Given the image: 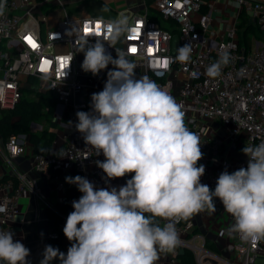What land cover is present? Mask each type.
<instances>
[{
    "label": "built area",
    "instance_id": "2783aa9c",
    "mask_svg": "<svg viewBox=\"0 0 264 264\" xmlns=\"http://www.w3.org/2000/svg\"><path fill=\"white\" fill-rule=\"evenodd\" d=\"M232 1L239 4L240 14L244 13L259 31L248 48L240 43L237 22L211 36V15L202 12V0H145L142 12L128 18L131 31L120 38L115 48L105 43L114 58L115 49L126 54L136 65L137 78L148 76L182 105L184 120L190 124H186L187 128L200 137L204 155L198 163L205 166L201 179L211 190L215 189L221 172L247 167V155L234 157L237 148L264 141V0ZM55 7L63 10L65 16L51 23L49 14ZM112 20L69 17L62 0L5 2L4 13L0 15V88L3 89L0 109L14 111L25 93H49L58 106L52 120L62 131L47 154L38 152L31 142V136L38 133L36 123H32L29 133L0 142L4 166L14 173L13 180H0V208L4 209L0 211V230L12 231L16 241L21 237L15 222L26 197L36 198L57 214L61 218L59 229H63L68 215L62 214L58 206L69 205L73 211L72 202L82 195L69 197V191L78 188L67 183L64 175L85 177L97 189L108 188L114 181L108 180L96 165L97 160L105 159L103 154L96 155L75 128L76 113L91 111V95L103 90L107 71L113 66L110 64L97 76L86 73L81 67L84 54L79 50L80 40L65 34L73 29L88 37L104 36L105 25ZM85 28L90 31L85 32ZM175 36L179 39L178 48L191 45L189 61H177L178 53L173 50ZM90 43H95V38ZM223 53H228V63L221 66L219 76L209 77L207 68ZM211 124L221 127L223 134H217ZM19 157L30 158L32 168L48 177L57 204L47 199L36 179L17 168L15 161ZM215 204L216 211L212 214H226L231 225L234 224V218L218 198ZM158 222L161 227L168 223L161 218ZM175 228L180 244L174 251L165 252L166 264H181L179 256L185 250L193 253L196 264H264V240L253 247L233 233L223 253L208 248L207 239L198 234L192 219L181 220ZM49 238L62 239L58 232L52 231Z\"/></svg>",
    "mask_w": 264,
    "mask_h": 264
},
{
    "label": "clouds",
    "instance_id": "9594fccd",
    "mask_svg": "<svg viewBox=\"0 0 264 264\" xmlns=\"http://www.w3.org/2000/svg\"><path fill=\"white\" fill-rule=\"evenodd\" d=\"M5 2L0 0V15ZM130 31L124 15L106 23L104 36L66 30L80 40L83 71L97 76L113 66L103 90L91 95V111L76 113L75 128L96 155L105 157L96 165L108 180L134 175L118 188L99 189L85 177H66L82 193L72 202L74 210L63 227L71 246L65 254L47 245L40 264L57 258L60 264H156L160 253L180 244L175 224L201 212L214 213L216 198L234 218L229 233L253 247L264 240V141L241 149L249 157L246 168L221 172L214 190L202 184L200 137L187 128L182 105L148 76L137 78L136 65L122 50L115 49L114 58L105 47L115 48ZM191 51L190 44L177 48V61H189ZM228 61L223 53L206 74L219 76ZM156 218L168 223L161 227ZM29 255L12 231L0 230V264H29Z\"/></svg>",
    "mask_w": 264,
    "mask_h": 264
},
{
    "label": "crops",
    "instance_id": "0c3cea01",
    "mask_svg": "<svg viewBox=\"0 0 264 264\" xmlns=\"http://www.w3.org/2000/svg\"><path fill=\"white\" fill-rule=\"evenodd\" d=\"M65 4V11L69 17H100L107 19H115L121 15L128 18L135 13L142 12L145 0H62ZM97 2L99 5L104 6L102 12L95 13L92 9H88L87 5ZM203 12H208L211 15L210 27L211 36L215 37L218 32L223 30L226 26L234 23H239V4L232 0H202ZM80 8V9H79ZM82 9V10H81ZM65 16L63 10L55 7L50 11L49 18L51 23H56ZM259 34V33H258ZM258 36V35H257ZM58 108V106H56ZM190 126L189 122H185ZM187 126V125H186ZM217 134L222 135L223 129L216 124H211ZM58 135L59 130H56ZM62 133V131L60 132ZM3 139L0 136V142ZM242 148H237L233 153L234 157L243 158L244 154ZM15 164L17 168L30 177L36 179L42 187L46 197L53 198L57 204L56 195L51 191V184L46 175L36 172L32 168L31 159L27 157H19L16 159ZM200 164V163H198ZM6 175H14L13 170L6 168L0 154V180ZM133 174H128L122 178L114 179L111 187H119L126 184L128 179H131ZM202 183V179H201ZM203 184V183H202ZM61 207V206H60ZM59 209V206H58ZM48 211L39 200L34 197H26L22 202L21 214L16 218L15 227L20 234L22 242L28 249L30 255L27 257L29 264H40L43 259V252L47 245L55 247L54 241L49 238L51 231ZM51 211V210H50ZM57 215V214H56ZM195 225V230L201 236L210 240L215 244L220 252H226L228 241L233 233H229L228 229L231 226V221L228 215L220 214L215 215L211 212H201L191 218ZM60 246V251L67 253L70 247V241L66 237H62L57 241ZM168 261V254L165 252L160 253V258L157 264H166ZM51 264H60L59 259H54Z\"/></svg>",
    "mask_w": 264,
    "mask_h": 264
},
{
    "label": "trees",
    "instance_id": "16d2710c",
    "mask_svg": "<svg viewBox=\"0 0 264 264\" xmlns=\"http://www.w3.org/2000/svg\"><path fill=\"white\" fill-rule=\"evenodd\" d=\"M203 12V10H202ZM205 13V12H203ZM155 18L154 16H151ZM239 37L240 43L245 47H249L252 38L257 36L259 31L250 23L249 18L244 14L239 15ZM173 31H176L174 29ZM57 106L55 98L47 94H30L25 93L21 103L14 111H5L0 109V136L3 141H7L12 136L29 133L32 123L37 121L49 120L54 115V110ZM47 115V117H46ZM56 125L54 123L49 124V129L43 130L41 133L33 134L31 136V142L36 147L37 151L43 154H47L51 151L53 141L56 137ZM69 177L64 175L63 178ZM14 177L6 175L1 181L13 180ZM82 193L79 190L69 191V197L75 198ZM59 211L62 214L68 215L71 211L69 205L59 206ZM48 219L52 232H58L60 236H64L63 229H59L61 218L52 211H48ZM157 222H158V218ZM159 223V222H158ZM52 240V239H51ZM55 248L60 250L59 243L53 240ZM206 245L209 249L218 252L217 247L213 242L207 239ZM71 246V242H70ZM181 264H196L193 253L191 251H184L179 256Z\"/></svg>",
    "mask_w": 264,
    "mask_h": 264
},
{
    "label": "rangeland",
    "instance_id": "374dc122",
    "mask_svg": "<svg viewBox=\"0 0 264 264\" xmlns=\"http://www.w3.org/2000/svg\"><path fill=\"white\" fill-rule=\"evenodd\" d=\"M87 7H89L88 9H92L95 13H100V12H102L104 9H105V7L104 6H101V5H99L97 2H94L93 1V3H91L90 5L88 4L87 5ZM80 9V8H79ZM82 10V9H81ZM151 12L153 13V11L151 10ZM46 117H47V115H46ZM53 116L51 117V119H49V120H40V121H37L36 122V126H35V128L38 130V133H41V132H43V130H47V129H49V124L52 122V123H54L55 125H56V130H59L58 129V126H57V123L56 122H54L53 120ZM61 131V130H60ZM59 135H62L60 132H59ZM51 203H55V201H54V199L53 198H47ZM62 237H65V236H62ZM258 262H261V260L260 259H258Z\"/></svg>",
    "mask_w": 264,
    "mask_h": 264
},
{
    "label": "water",
    "instance_id": "95a60500",
    "mask_svg": "<svg viewBox=\"0 0 264 264\" xmlns=\"http://www.w3.org/2000/svg\"><path fill=\"white\" fill-rule=\"evenodd\" d=\"M178 45H179V39H178V36H175L173 38V50H174V52L177 51Z\"/></svg>",
    "mask_w": 264,
    "mask_h": 264
},
{
    "label": "snow or ice",
    "instance_id": "6c2138e0",
    "mask_svg": "<svg viewBox=\"0 0 264 264\" xmlns=\"http://www.w3.org/2000/svg\"><path fill=\"white\" fill-rule=\"evenodd\" d=\"M88 31H90V29L85 28V32H88ZM28 39H29V42H31V39L30 38H28ZM133 51H135V49H133Z\"/></svg>",
    "mask_w": 264,
    "mask_h": 264
}]
</instances>
